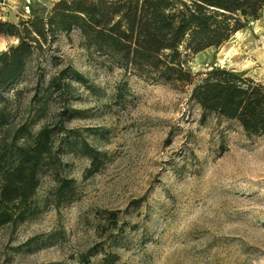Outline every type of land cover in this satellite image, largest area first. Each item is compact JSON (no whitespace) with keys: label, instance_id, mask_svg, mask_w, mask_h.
Segmentation results:
<instances>
[{"label":"rangeland","instance_id":"374dc122","mask_svg":"<svg viewBox=\"0 0 264 264\" xmlns=\"http://www.w3.org/2000/svg\"><path fill=\"white\" fill-rule=\"evenodd\" d=\"M26 1L0 0V21L46 16L60 0H30L28 15ZM243 30L242 42L230 39L194 56L193 71L225 67L262 83L264 11ZM15 45L0 37V53ZM53 55L58 67L41 62L46 79L70 65L97 86L99 93L92 95L73 84L68 105L88 116L66 126L78 129L108 160L85 179L89 159L67 150L63 173L75 179L78 199L59 210L48 208L15 231L1 229L0 264H78L92 248L99 251L95 264L107 252L120 257L118 264H264V137L248 138L238 126L213 119L201 123L188 90L126 77L103 65L83 46L79 32L59 35ZM33 66L16 86L24 91L23 108L32 95ZM123 80L129 92L118 102ZM60 107L52 104L48 120L33 132ZM97 129L106 136L93 134ZM54 186L44 176L39 196ZM111 212L119 213L117 227L108 220Z\"/></svg>","mask_w":264,"mask_h":264},{"label":"trees","instance_id":"16d2710c","mask_svg":"<svg viewBox=\"0 0 264 264\" xmlns=\"http://www.w3.org/2000/svg\"><path fill=\"white\" fill-rule=\"evenodd\" d=\"M264 0H60L46 15L18 24L0 21V37L17 45L0 53V230L36 219L50 207L61 209L79 196L75 179L64 175L62 156L75 152L89 159L84 178L106 165L108 154L90 144L67 122L87 118V110L71 108L77 84L92 95L99 90L70 65L46 79L42 61L58 67L54 46L59 35L79 32L82 44L102 64L126 77L189 91V103L210 119L238 126L248 138L264 137V84L234 69L216 67L195 73L191 59L219 48L250 21L259 20ZM33 63L34 84L27 105L16 86ZM128 81L117 86L116 100L127 96ZM15 91L10 99L9 93ZM52 104L61 107L48 120ZM93 134L106 133L97 129ZM224 148L223 145H221ZM55 186L39 196L42 178ZM117 212L109 222L117 227ZM104 253V252H103ZM96 248L81 254L78 264H95ZM120 257L104 253L100 264H118Z\"/></svg>","mask_w":264,"mask_h":264},{"label":"bare ground","instance_id":"6f19581e","mask_svg":"<svg viewBox=\"0 0 264 264\" xmlns=\"http://www.w3.org/2000/svg\"><path fill=\"white\" fill-rule=\"evenodd\" d=\"M245 39V30H241L239 32H237L230 40V43L234 44L237 42H242ZM223 49V48H222ZM229 54V55H228ZM227 54V56H230V52ZM226 59V57H225ZM252 67V66H251ZM247 68V65L246 67ZM250 68V67H249ZM245 72V71H244ZM248 72V71H247Z\"/></svg>","mask_w":264,"mask_h":264},{"label":"built area","instance_id":"2783aa9c","mask_svg":"<svg viewBox=\"0 0 264 264\" xmlns=\"http://www.w3.org/2000/svg\"><path fill=\"white\" fill-rule=\"evenodd\" d=\"M24 12L27 15L31 13V2H30V0L26 1V6L24 7Z\"/></svg>","mask_w":264,"mask_h":264},{"label":"crops","instance_id":"0c3cea01","mask_svg":"<svg viewBox=\"0 0 264 264\" xmlns=\"http://www.w3.org/2000/svg\"><path fill=\"white\" fill-rule=\"evenodd\" d=\"M1 18V17H0ZM262 83L264 84V81H262Z\"/></svg>","mask_w":264,"mask_h":264}]
</instances>
